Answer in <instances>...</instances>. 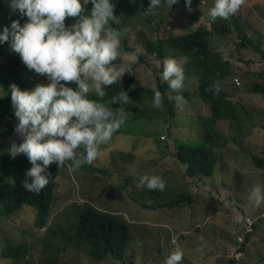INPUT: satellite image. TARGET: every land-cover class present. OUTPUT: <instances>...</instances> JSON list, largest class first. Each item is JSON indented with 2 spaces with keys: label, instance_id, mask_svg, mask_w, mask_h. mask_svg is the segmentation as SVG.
<instances>
[{
  "label": "trees",
  "instance_id": "trees-1",
  "mask_svg": "<svg viewBox=\"0 0 264 264\" xmlns=\"http://www.w3.org/2000/svg\"><path fill=\"white\" fill-rule=\"evenodd\" d=\"M116 6L120 11H125L124 24L127 29V34L132 36L134 43L142 48L143 53H138L137 57L141 61L145 57L154 56L161 59L159 74L156 70L151 78L141 79L134 75L125 74L121 81L105 88L107 95L101 102H107L111 96L119 91H126L129 95V102L122 105L126 116L125 122L131 120V116L140 107L145 112L147 119L153 120L163 114L175 117L176 102H170L168 95H181L184 97L183 105L190 104L186 99V88L179 93H174L170 89L167 82L163 81L161 74L163 71L162 60L165 57H172L177 61L181 57L189 59L188 67L191 76L198 78L199 86H197V95L204 102L209 103L206 116L200 115L198 117L199 130H200V143H186L185 126L177 127L175 124L169 125L167 129L171 130L172 136L166 137L165 143L167 151L164 159H159V164L162 166H169L173 162L177 165L180 163L178 175L185 176L188 181L202 180L206 183H211L214 191L207 192L200 198V204L196 220L188 225L185 223H178L177 227H186V232L181 235L179 245L181 246L186 264H206L213 258L216 259L218 264H238L239 260L233 255V247H238V250L245 251L247 240L252 235H246L243 228H239L234 221V217L239 215L243 218L240 223L242 226H249V222H253L255 231L260 228L261 223L264 222V204L259 207L253 206L247 199L250 188L255 183L264 185V157L257 154H252V171L246 173L243 170H236L227 159L220 158L215 155L212 148L223 146L240 150L243 146L245 138L235 137L237 127L242 124V120L236 119V106L249 102V97L252 94L264 97V66L258 71L245 70L244 65L236 64L235 69L232 70L231 66L227 63H221L219 56L209 50V40L212 36L211 32L205 29L192 31L189 28L188 22L184 17L191 20L199 13L203 7L211 3L213 0H192L191 11L186 7L185 0L181 1L177 8L170 9V17L168 19L170 27L174 30H179L181 34L174 36H163L158 38L156 35L159 32V25L157 24V17L154 15H144L150 0H114ZM11 0H0V32L3 31L5 26L10 27L13 20H19L21 25L23 17L19 11H13L11 8ZM157 9V8H156ZM154 9V11H164L165 9ZM131 16L138 17V21L128 25ZM262 37V33L260 35ZM128 39L124 40L123 48L129 53H135L134 48L127 46ZM263 43L259 41L258 44H252L250 48L255 50L262 62L264 63V48ZM13 54V57L9 53ZM8 57V60L0 64V208L4 209L7 213H13L20 209L23 205H30L36 208L37 224L44 225L53 209V206L62 199L64 196H58L57 190L59 188L58 181L55 177H61L63 174L64 166L58 168L56 163L49 166L48 171L53 176V182H50L38 195L34 194L33 197L24 194L19 183L21 179H25L26 171L32 167L27 156L20 154L13 159L8 153L11 146L9 141L14 136L16 140L22 138L15 132V126L18 124V119L14 115L11 106V96L9 85L15 83L21 90H33L37 83H47L46 76L36 74L34 70H29L21 61L18 54L11 51L7 42L0 44V60ZM126 55H122L114 63L119 66L124 65ZM245 74L248 80L244 82V87L247 90H237L234 84L230 87L221 90L219 95H214L213 91H205L214 81H224L231 79L235 76ZM33 76V79L30 78ZM231 78V79H230ZM240 78V77H239ZM68 86L75 88L76 85L69 84ZM240 87V86H236ZM159 90L164 96V100L159 108L153 106L154 91ZM89 98H99L94 92H90ZM175 105V107H173ZM111 107V105H109ZM114 109L119 108V104H113ZM200 109V108H199ZM237 120V121H236ZM165 121V122H167ZM220 122H229L226 127L229 130V135L222 133L224 127L217 128ZM122 131V126L117 134ZM194 139V138H193ZM15 142V141H14ZM20 142H17L19 144ZM210 147V148H209ZM121 157L116 159L117 162L111 163L104 170L107 178L105 181L107 185L103 186L106 190L121 189L123 193L135 190L139 184L140 177L131 174L128 169L122 170V179L112 181L113 176H117V171L121 169L124 160L123 153L120 151ZM157 160L153 161L154 163ZM72 164L71 161H67ZM225 167H229L225 169ZM99 171L98 165L93 162L91 165H83L79 169H74V172H88V174H95ZM167 173V168L164 170ZM228 172L229 176L236 173L240 176V184L237 188L238 198L233 201L226 198L218 191V185L221 181L219 176ZM62 174V175H61ZM250 175L256 176V178ZM81 182L80 192L83 193L89 200V203L83 205L74 204L71 206V211L65 217L66 221L71 224L76 233V237L83 241L89 251V255L101 261L107 257H113L123 262L134 263V259L144 250V245L152 237L149 234L136 235L130 221H128L121 211H105L94 207V204H103L112 206L117 209H122L128 212L125 206V201L120 204H111L100 198L99 192L102 188H93L86 180L82 182L81 177H77ZM111 180V181H110ZM110 181V182H109ZM230 194L236 192L230 191ZM175 200L170 203H164L163 207H168V210L181 208L184 201L188 200L181 195H174ZM127 198V199H128ZM231 198V197H230ZM126 200V199H125ZM189 198V202H191ZM147 210L154 214L148 218L151 222L164 221L165 216L157 213L159 207H147ZM71 217V218H70ZM144 217V216H143ZM221 217L226 221L227 227L223 228V234L216 237L213 234L214 218ZM145 218V217H144ZM171 220V218H168ZM209 221L211 227L205 225ZM152 226L160 227L161 224H142V227ZM176 227V228H177ZM236 235L245 238V241L238 245L233 242L232 238ZM203 238L207 241L206 246L201 242ZM221 238L223 242L221 243ZM234 244H237L236 246ZM197 247V249L195 248ZM21 251V248H20ZM4 257H13L18 260L22 257L21 252L13 254L10 249L4 252Z\"/></svg>",
  "mask_w": 264,
  "mask_h": 264
},
{
  "label": "clouds",
  "instance_id": "clouds-1",
  "mask_svg": "<svg viewBox=\"0 0 264 264\" xmlns=\"http://www.w3.org/2000/svg\"><path fill=\"white\" fill-rule=\"evenodd\" d=\"M181 1L183 0H150L144 15L157 17V24L160 26L156 35L158 38L175 34H160L164 26L170 30L174 29L170 27L168 20H160V12L154 9L177 8ZM185 4L191 11L192 0H185ZM10 6L13 11L18 10L23 21L26 22L21 25L19 20H13L10 27L5 26L0 32V44L7 42L11 51L20 56L29 70H34L40 76H46L48 81L37 83L33 90H21L15 83L9 85L11 106L19 121L15 126V132L22 137L19 138L22 142L19 144L13 142L8 153L13 159L23 154L31 163L32 167L26 171L25 179L20 180L19 187L24 194L33 197L53 182V176L48 171L53 163H56L58 168L64 166V170L68 164L74 173V169H79L86 164L91 165L93 162L99 167L97 158L102 159L103 163L110 159L113 148L107 151L101 147L123 134L124 125L130 121L125 122L126 116L121 106L127 104L130 98L126 91L121 90L111 96L106 103L101 101L107 95L105 88L120 82L125 72H128L123 64L117 66L114 62L122 55H126L128 59H134L141 50L137 48L135 53L128 54L123 48L124 40L130 37L126 33L127 29L123 22L126 12L120 11L114 0H11ZM206 6L204 14L201 15V10L187 24L192 31L203 28L212 33L209 50L219 56L221 63H227L230 66L241 64L231 51L225 50L220 55L212 50V42L216 36H226L239 31L241 44L238 48L256 52L250 47L252 44L259 43L261 33L251 35L249 32L248 28L252 24L247 21L248 17L245 15L250 10V0H213ZM239 17L240 20L237 21ZM200 18H203L206 23L222 22L223 24L211 30L204 26L194 29V25ZM9 55L13 57L11 52ZM188 63L189 59L184 63L181 58L178 61L172 57H165L162 60L161 78L168 83L172 92L179 93L183 88L188 89L191 78L197 80V86H199L198 78L189 73ZM30 78L33 79V76ZM235 79H238L239 83ZM73 83L76 85L75 88L68 86ZM227 84L241 86L240 78L234 75L230 83L214 81L205 91H213L214 95L218 96L221 90H225ZM90 92H94L99 100L89 98ZM252 95L260 99V96ZM167 99L170 102H185L181 95H168ZM163 100L162 93L155 90L153 106L159 108ZM198 100L201 102L199 108L203 109V115L206 116L205 109L211 105L200 97ZM113 104H119V108L114 109ZM247 104L250 103L236 106L237 120H241L239 116L242 112H247L242 106ZM121 126V133L116 135ZM163 137H165L164 141L166 136ZM119 151L123 153V156L130 153L129 143L127 151ZM67 161H71L72 164ZM123 164L125 165V162ZM252 166L251 164L249 172L252 171ZM114 177L116 176L112 178ZM59 178L55 177V181ZM137 187L152 199H156L153 204H141L144 209L159 207L164 210L168 208L163 207L164 203L175 200V196L167 193L169 189L162 176L145 174L140 178ZM247 199L255 207L264 204V185L253 184ZM25 206L36 211L37 227L48 224L52 211L47 222L40 226L37 224L36 208L26 204L13 213H7L0 208V213L9 218ZM234 221L239 228L244 229L247 236L254 234V226L251 232H247L246 227L240 224L243 221L241 216L236 215ZM180 228L183 230L178 231L177 227L173 233L172 248L154 264H186L183 259V250L179 245L186 227ZM43 229L45 230V227ZM67 231L71 238L84 247L91 260L121 261L113 257H107L101 261L93 259L89 255L86 244L76 237L75 229L69 223ZM237 237L241 236H234L236 239ZM236 242L238 245L242 243L238 240ZM7 249H10L13 254L21 252L22 257L18 260H14L13 257H4ZM233 249L234 256L238 251L244 252L238 250V247ZM28 253L29 247L24 244L5 242L0 254V264H18ZM163 253L164 250L161 248V255ZM150 256L154 257L152 253Z\"/></svg>",
  "mask_w": 264,
  "mask_h": 264
},
{
  "label": "rangeland",
  "instance_id": "rangeland-1",
  "mask_svg": "<svg viewBox=\"0 0 264 264\" xmlns=\"http://www.w3.org/2000/svg\"><path fill=\"white\" fill-rule=\"evenodd\" d=\"M207 6L203 7L202 14H204ZM170 17V8L164 11H160V20H168ZM184 19L190 23L191 19L184 17ZM240 17L237 18V21ZM138 21V17L131 16L128 25ZM252 26H249V32L251 35L262 33L264 36V18L260 17L258 20H252ZM222 22L206 23L203 18L194 25V29L201 26L211 30L215 27L222 26ZM181 34L179 30H170L168 27H163L160 34ZM221 38V39H220ZM218 39H220L218 41ZM264 45V38H259ZM241 44V33L234 31L226 36H216L212 42V50L218 52L220 55L225 51L233 52L235 58L242 65L245 70L258 71L264 66L260 56L251 50H241L238 45ZM130 48H139L143 53V49L134 43L133 34L128 38V44ZM264 48V46H263ZM131 54V53H129ZM184 63L187 62L185 57H181ZM8 57L2 58L0 64L5 63ZM161 59L155 57H145L144 61H140L136 55L134 59H128L124 61V66L127 69V74H131L141 79L151 78L153 73L157 70L159 74ZM120 66V65H119ZM234 70L235 66H231ZM241 86L236 87L237 90H246L244 82L248 80V77L243 74L240 75ZM231 79V78H230ZM228 79L225 78L224 82L227 83ZM186 95V99L190 104L183 105V103H176L174 114L175 117L170 116V120L167 121L168 116L166 114L153 120L147 119L144 110L137 107V111L131 116V120L128 124L124 125L123 134L111 140L104 147L103 150L111 151L112 155L110 159L104 161L97 158L96 162L99 164V171L91 175L88 172H74L70 165L65 166L64 174L58 180V196H64L59 200L52 209L51 217L48 224L45 227H37L35 223L36 211L30 207H23L21 211L11 215L9 218L3 216L0 213V254L4 243L24 244L29 247L28 255L18 264H131L130 262H121L114 259H108L103 262H95L91 260L84 247L79 244L75 239L71 238L67 231L68 222L65 220L68 212L71 211V206L74 204L83 205L89 203L88 198L80 192L81 182L77 177L82 178V182L86 180L93 188H101L99 196L101 199L110 202L111 204L120 205L125 201V206L128 212H124L122 209H117L112 206L103 204H94V207L105 211H121L125 218L131 222L135 229L136 235L149 234L152 237L148 241L147 245H144V250L137 255L134 259V264H154L155 261L160 260L168 253V250L172 248L171 238L177 227L178 223H193L196 220L198 208L200 204V198L208 191H214L211 183H206L200 179L195 181L186 180L185 176L178 175L180 163L173 162L169 166H162L159 164V159H164L167 151L165 140L162 136L171 137V130L167 129L169 125L175 124L177 127L185 126L187 128L185 142L186 143H200V130L198 117L204 114L202 108L199 109L201 102L198 100L197 95V80L191 78L189 81V87ZM247 91V90H246ZM247 112H242L239 118L242 120V124L237 127L236 134L234 136L245 138L243 146L240 150L234 151L229 147L218 146L212 148L215 155L228 159L238 169L245 172L251 170L252 154L260 155L264 157V97L260 95L259 100L250 101V104L242 105ZM175 107V105L173 106ZM208 112V108L205 109V114ZM204 116V115H203ZM167 121V122H165ZM229 122H220L217 128L224 127L222 133L226 132L229 135V130L226 124ZM194 138V139H193ZM162 139V140H161ZM167 139V138H166ZM22 142V139L16 140L13 136L9 141L11 145L13 142ZM128 143L131 151L124 156L125 165L117 171V176L112 178V181L122 179V170L128 169L131 174L138 177L141 175H159L162 176L168 187V192L171 195H181L185 197L183 206L181 208H175L173 210H157L156 212L165 216L164 221L151 222L150 218L153 212L145 211L141 204L150 205L153 204L156 199H152L147 193L136 187L135 190L129 192V198L127 192L123 193L121 189L106 190V176L104 170L111 163L117 162L116 159L121 157L119 150H127ZM210 148V147H209ZM157 160L155 163L153 161ZM167 168V173L165 169ZM229 167H225L227 169ZM264 177V171L262 173ZM251 177L256 178L254 175ZM218 185V191L223 195V199H231L233 201L238 198V190L240 184V176L236 173L233 176H229L228 172H225ZM192 188V189H190ZM236 192L230 194V191ZM231 197V198H230ZM128 198V199H127ZM191 198V202H189ZM126 199V200H125ZM147 210V209H146ZM145 218H144V217ZM71 218V217H70ZM168 218H171L169 220ZM155 225L160 223V227L146 226L142 227V224ZM208 227H211L209 221L205 223ZM213 234L216 237H220L223 233V228L227 227V223L221 217L214 218ZM236 238H232L233 242L237 243ZM206 238H203L201 244L206 246ZM221 243L223 238H221ZM247 246L245 251L238 256L240 259L239 264H264V222L261 223L259 230L255 231L249 240L246 239ZM235 246L237 244H234ZM64 248H66L64 250ZM161 248L164 253L161 255ZM197 249V247H195ZM198 250V249H197ZM154 257H151L150 254ZM14 264V263H10Z\"/></svg>",
  "mask_w": 264,
  "mask_h": 264
},
{
  "label": "crops",
  "instance_id": "crops-1",
  "mask_svg": "<svg viewBox=\"0 0 264 264\" xmlns=\"http://www.w3.org/2000/svg\"><path fill=\"white\" fill-rule=\"evenodd\" d=\"M250 4H251V7H250V10L249 12L246 13L245 16H247V21L250 22L252 24V20H258L260 19V17L264 18V0H250ZM230 85L227 84L225 86V89L229 88ZM253 100H259L258 97L254 96V95H250L249 97V103L250 101H253ZM125 151V150H124ZM127 151V150H126ZM228 160V159H227ZM230 163L231 161L228 160ZM232 166H234L232 163H231ZM235 167V166H234ZM183 227V226H181ZM186 229V228H185ZM179 230H183L181 229L180 227H178V231ZM240 261V260H239ZM206 264H218L216 259L213 258L212 260H210L209 262H205ZM201 264V263H200ZM204 264V263H203ZM239 264V263H238Z\"/></svg>",
  "mask_w": 264,
  "mask_h": 264
},
{
  "label": "built area",
  "instance_id": "built-area-1",
  "mask_svg": "<svg viewBox=\"0 0 264 264\" xmlns=\"http://www.w3.org/2000/svg\"><path fill=\"white\" fill-rule=\"evenodd\" d=\"M235 81H236L237 83H239V80H238V79H235ZM163 138H165V137H163ZM252 226H253V222H249V226H248V227L245 226V227H246V231H247V232H251V231H252ZM237 240L240 241V242H242V241H243V238H242V237H237ZM241 254H242V253L238 251V252L235 253V256L238 257V256H240Z\"/></svg>",
  "mask_w": 264,
  "mask_h": 264
}]
</instances>
